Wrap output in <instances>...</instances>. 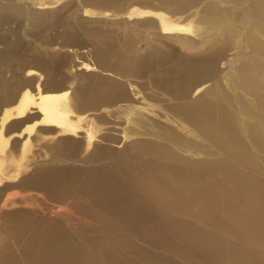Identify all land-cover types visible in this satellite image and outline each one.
I'll return each instance as SVG.
<instances>
[{"label":"bare ground","instance_id":"obj_1","mask_svg":"<svg viewBox=\"0 0 264 264\" xmlns=\"http://www.w3.org/2000/svg\"><path fill=\"white\" fill-rule=\"evenodd\" d=\"M62 1L0 0V264H97L82 235L126 257L143 215L177 229L230 161L256 177L203 217L256 225L264 256V0Z\"/></svg>","mask_w":264,"mask_h":264},{"label":"rangeland","instance_id":"obj_2","mask_svg":"<svg viewBox=\"0 0 264 264\" xmlns=\"http://www.w3.org/2000/svg\"><path fill=\"white\" fill-rule=\"evenodd\" d=\"M68 2V3H67ZM62 5V6H61ZM79 5V6H78ZM93 6L89 0H63L58 4L57 8L61 11L83 14L85 6ZM33 7H36L33 5ZM75 7V8H73ZM75 9L76 11H74ZM79 9V10H78ZM62 11V12H63ZM65 11V12H66ZM113 19L114 17H108ZM99 20V17H93L91 20ZM14 23V26L21 25L23 29H28V22ZM52 31L53 27H48ZM47 28V29H48ZM55 29V28H54ZM57 30H62L63 27H57ZM2 29L0 30V32ZM171 42V41H170ZM168 42V44L170 43ZM169 46V45H168ZM148 44L142 42L140 49L147 48ZM154 51V48L151 50ZM222 70L223 66H219ZM144 159V157H142ZM113 159V158H110ZM231 170H219L214 174H205L199 178L200 189L178 212V216L185 220L184 223L178 225L177 229H173L170 223L162 219L161 213H152L148 217H142L140 220V229L147 232V236H142L140 232L124 235V241L134 252L122 256H105L102 260L103 264H264V256L257 254V233L256 225L252 228L220 223V227L215 225V222L208 221L203 217L210 208L213 202L225 201L232 203V195L243 188L245 184L253 182L255 174L251 173V168L246 167L249 163H239L230 161ZM178 166H182L183 162H177ZM127 177H136L137 180H142L149 172L146 168H134L131 172L125 171ZM121 175L123 173L119 172ZM160 178L167 177V173L163 171L157 172ZM193 175V173H190ZM124 176V175H123ZM234 181L233 184L231 182ZM226 196V198H221ZM82 199L84 202H89L91 197L83 192ZM150 227V228H149ZM201 233V235H200ZM140 237H139V236ZM182 235L189 237L186 241L177 240V236ZM150 237V238H149ZM139 238V239H138ZM117 242L112 238L110 240H101L99 238L90 239L87 235H82L79 244V250L82 252L85 262L100 263L102 256L97 254L98 250L92 251L93 243L101 242L106 247L109 242ZM193 241L199 246L200 252H194ZM90 246V247H89ZM212 246V250L208 249ZM244 246H248V257L243 254ZM216 249L220 253L216 252ZM87 251V252H86ZM90 251V252H89ZM246 251V249H244ZM247 253V252H246ZM195 257V258H194ZM204 258V259H201ZM200 259V260H199Z\"/></svg>","mask_w":264,"mask_h":264}]
</instances>
